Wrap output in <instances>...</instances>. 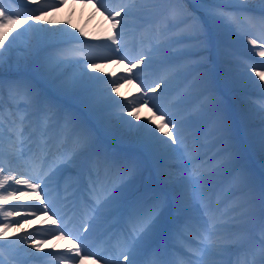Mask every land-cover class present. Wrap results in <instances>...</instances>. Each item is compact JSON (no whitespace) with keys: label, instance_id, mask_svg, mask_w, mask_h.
<instances>
[{"label":"snow or ice","instance_id":"snow-or-ice-1","mask_svg":"<svg viewBox=\"0 0 264 264\" xmlns=\"http://www.w3.org/2000/svg\"><path fill=\"white\" fill-rule=\"evenodd\" d=\"M98 10L106 14V18L111 21V27L115 30L114 34L107 37L108 43L103 45L112 52L109 57H103L105 62L119 64L126 62L127 74L115 80H102L99 76H88L87 73H74L71 77L64 79V73L60 70L77 64L73 58V53L79 47H100L101 45H86L74 32L67 28L51 30L45 27H37L29 21H38L39 15L46 14V7L30 13H25L23 19L21 14L12 15L8 10L0 7V27L8 24H27L22 32H18L8 44V35H0V67L3 66L6 54L10 56L12 50L18 43H22L27 53L23 64L18 63L25 71L29 70L31 62V77L22 76L20 79L11 81L8 84L10 101H15L17 97H22L23 114L19 117V131H11L9 139L12 143L13 151L9 153L7 164L0 158V225L5 231L15 223L16 227L21 228L23 223L30 222L37 215H44L52 219L53 227L45 230L41 235L32 234L17 237L9 240L6 244H0V248L5 246L10 248H23V245L30 242L31 248L36 252H41V245L47 239L64 240L70 237L73 241L72 248L67 253L60 254L58 258L67 259L70 264H84L85 259L90 255L86 243L88 237L74 234L68 228V222L58 211L56 204L52 201L46 189L49 181L58 175H62L66 168L78 165L81 161L87 166L89 184L86 186L88 197L85 207L90 209L92 219L103 216L108 219H116L124 227L125 240L121 247L126 251H121L115 257V264H137L136 256L144 248L151 247L153 242L161 237V234L168 229L165 223V213L173 204L177 212L187 211V205L191 201L199 199L206 203L203 219L198 225L197 235L202 236L203 243L198 246L195 255L200 257L196 264H209L208 257L219 256L225 253L231 246V236L227 234L229 220H234L230 213L220 211V200H217L214 207L207 197L211 184L215 178L225 170L234 172L233 185L229 191L244 192L250 188L252 175L246 166L238 163L237 156L227 144L230 139L226 122L219 116L212 117L204 104L193 106L191 109L186 107L191 96V89L185 84L188 74L186 66L180 63L182 57L187 55L182 48L176 45L184 43V37H168L162 40L147 52L141 51L136 56H130L126 52L127 43L123 40L124 28L127 27V19L135 17L143 11V0H119L116 7H111L109 0H95ZM180 0H177L179 3ZM264 5V0H259ZM60 0L55 7L61 6ZM240 6L237 13L244 12L248 7V0H235ZM181 9L173 8L169 10L170 16H176ZM207 15L210 20L217 25H225L229 30L231 24L236 20H242L250 26L259 23L261 32L258 36H251L247 40L249 45L258 46L261 50L257 55L264 57V15L260 17L239 16L234 13H227L219 8L208 9ZM121 17V19H117ZM51 24V21H48ZM31 34L32 39H28ZM233 38H237L233 35ZM61 45H73L74 47H62ZM175 48V52L171 50ZM124 54H121V53ZM159 54L160 58L154 59ZM154 65L159 67L154 69ZM143 66V68H141ZM96 63L89 62L87 68L95 71ZM264 67V65H262ZM136 69L155 70L156 81L144 88L143 96L136 98L135 102L121 104L119 100L113 99L111 93L122 82L131 83L134 79L143 83L139 75L134 72ZM255 75L264 81V71H255ZM59 81V83H57ZM96 83L108 84L110 92L105 94L102 90L91 91L89 95L82 96L80 103L103 123L105 117L100 116L101 112H108L106 119L115 118L119 125L125 128L130 134L137 137L141 146L147 150L154 160L160 158L179 159L183 161L180 171L187 172L188 166L192 165V173L187 177H176V173L171 171L170 165H156V175L159 185L151 189H142L136 186L138 177L142 174L141 161L136 156L119 155L115 151H109L100 141L96 131L79 120L71 111L63 110L55 100L47 95L41 85H55L56 90L64 95H71L77 87L94 89ZM3 81H0V95H3ZM163 88L161 96H167L168 90L173 89L177 95L173 99L172 109L164 110L156 102L160 97L152 94L158 89ZM264 94V89H262ZM118 95V93H117ZM151 106L158 113L160 124H153L152 121L144 123H133L130 119H125L124 115H114L111 110L121 109V112L128 117H135L137 121L140 117L136 115L141 107ZM15 109L21 111L19 104L10 105V111ZM264 110V109H262ZM2 111V109H0ZM177 114L182 115V119H177ZM35 117L37 126L41 130V138L44 140L43 148L47 151L50 161L45 159L44 163L47 172L43 169L37 176L21 172L20 168H28L29 162L34 161L37 156L32 152L31 145L25 139V123ZM209 119L215 127L212 135L220 133L217 144H223L216 155L208 157L207 154H200L198 145H187L184 131L188 126L194 125L197 120ZM15 124L16 121L14 120ZM168 128V131H164ZM55 133V142L60 145L53 153L52 144L49 142V133ZM165 137L161 138V135ZM170 141V143H169ZM256 144L261 154H264V128H262L256 138ZM16 162H23L16 166ZM105 170L103 181L93 177V168ZM16 173V174H13ZM11 181L12 184H8ZM8 184L7 187L5 185ZM43 193V196L41 195ZM220 195V194H218ZM33 200L38 203L28 205H17L11 209L5 205L10 199ZM261 205L264 211V184L261 186ZM243 207V205H239ZM23 213L21 220L15 222L8 221V218ZM51 213V215H49ZM190 219V218H189ZM92 228L91 223L83 226V232L89 233ZM192 225L184 223L172 228V232L180 234L190 230ZM6 239L5 233L0 232V240ZM261 259L259 264H264V225L261 228L260 239ZM159 254V248L142 261V264H157L155 256ZM34 255V253H31ZM45 256H52L45 253ZM44 257H37L43 259ZM100 259L99 255L96 256ZM0 264L3 261L0 260ZM160 264H168L161 261ZM189 264H192L190 261ZM247 264V262H245ZM252 264H256L255 261Z\"/></svg>","mask_w":264,"mask_h":264},{"label":"rangeland","instance_id":"rangeland-1","mask_svg":"<svg viewBox=\"0 0 264 264\" xmlns=\"http://www.w3.org/2000/svg\"><path fill=\"white\" fill-rule=\"evenodd\" d=\"M85 1L94 2V0ZM51 2L57 5L58 3H60V0H51ZM149 2V5L143 7V12L146 11L150 17L147 19L148 21L152 20L154 17L156 18L159 12L163 11L164 9H166V7L169 6L167 13L162 16V18L156 24L149 25V30L155 29L163 34L162 39L159 42H161L162 40H166L168 37H184V43L176 45V48H182L187 53V55L182 57L180 60V63L186 66V71L188 73L185 78V84L191 89V96L188 100L186 107L188 109H191L193 106L203 103L204 107L209 111L213 118L219 116L224 122H226L227 127L230 129V139L228 140L230 144L228 145L235 152L238 159V163L240 165L246 166L252 175V182L250 188L238 194V196H244V198L247 199V201L242 204L243 207L241 208V211L246 217L249 218H251L250 215L253 213V211L248 212V210L250 209H256L258 211L256 215L260 214L262 212V185L260 181H262L261 176L264 177V175L261 174L258 166L264 169V154L260 153L257 145H251L250 150L252 155L248 156L244 149V143H247L251 139V136L257 127L260 129L264 128V123L260 125H255L254 122L247 117V112H245L246 110H242L241 121L243 126V132L242 141H240V139H238V131L236 129L237 126L235 123L234 105L236 103H243V100H250L253 98L259 99L264 102V94H262V89H264V81H258L259 77L252 76L250 80L247 81V83H242L238 81V79L234 76L238 72H236L234 75L227 72L224 75V79L219 80V73L217 67L213 64L212 58H216L222 62L230 58L235 59L236 61L238 60L240 54L239 49L229 44L225 45L224 43L219 41L218 44L212 45L211 36L206 33L204 27L201 25L202 23L200 21V15L195 12L196 10H203L207 12L208 9L219 8L229 13V10L234 9L233 7H235L233 0H220V2H218L217 0H180L179 3H177V0H149ZM16 3L25 4V1L0 0V7L8 10V13L12 15H17L19 13L17 12L18 9L16 8ZM109 4L111 7H116L112 0H109ZM189 6L193 7L195 10H191ZM173 8H178L182 11H180L176 16H170L169 10ZM260 10H264V8ZM20 14L21 19H23L22 14H25V11L22 9V12ZM117 19H119V17H117ZM212 24L216 26H225L226 24H228V22L225 21V25H217L213 22ZM18 25L21 28L15 29L14 24H8L5 27H0V33H5L8 35V40L5 41V44L11 42L12 38L16 36V34L20 30L23 31L26 27H28L27 24ZM236 26L237 24L235 22L231 24V27L233 28ZM72 28L73 27H70L68 31L75 33ZM94 28L95 27L88 26L87 23H82L81 26H79L78 28L79 30L75 34L81 40H83L86 45L101 46L79 47L73 53V58L78 61L77 64H74V67L78 68H74L73 66H71L66 69L60 70L64 73V79L71 77L74 73H84L86 71H89V74H93L95 76L100 77V73H95L94 71L88 69L87 64L89 62H95L96 65L99 66L101 64L100 62L105 61L101 59L100 56V54H103L104 52H99L98 49L102 48L103 45L108 43L107 37L111 34L108 31H105V42L102 43L100 42L99 37L98 39H95V33L92 31L94 30ZM195 33L201 34L202 37L195 35ZM192 34H194V38L193 40H189L190 37H193ZM195 36L199 37L200 39H196ZM28 39H32L31 34H29ZM61 46L74 47L73 45ZM175 50L176 49L173 48L171 51L175 52ZM97 52L98 54H96ZM26 55L27 53L25 52L24 45L22 43H18L16 48L12 50L10 56L6 54L5 61L2 67H6V70L10 73L25 71L22 67H18V63L23 64ZM262 59L264 62V57H262ZM2 67H0V69ZM3 70L5 71V69ZM29 71H31V62L29 63V70L25 71V73H28ZM136 73L139 75V79L144 83L145 87L155 82V79L152 82L146 79L147 75H153L154 72L152 70H146L143 72ZM22 76L26 75H21L17 77L5 76L4 78H6L7 87L9 82L18 80ZM57 83H59V81H57ZM129 84L133 85L132 88L134 87V89L132 90V94L129 99L119 100L121 104H124L126 102H135L136 98L143 96L144 89L142 87L140 88V83L137 82V80L134 79ZM41 88L47 95L51 96L55 100V102L62 107L63 110L71 111L79 118L80 121H82L89 127H92L96 131L100 141L103 143V145L107 147L109 151H115L119 155L136 156L140 159L142 165V174L140 175V177H138L136 181L137 187H140L142 189H151L159 185V180L156 175L157 164L170 165L172 166L170 170L175 173L180 171V169L182 168L183 161L179 159L160 158L159 160H154L152 156L147 152V150H145L141 146V144L137 140V137L134 134H130L125 128L121 127L119 125V122L115 118L111 120L106 119L109 114L108 112H101L99 114L100 116L105 117L103 123H101L97 119V117L89 111L88 108H86L79 102L82 96L89 95L91 91L102 90L105 94L109 93V85H106L102 88L94 87V89H89L86 87H77L74 90V93L71 95H64L62 92L56 90L55 85L51 84L45 85ZM6 91V95H0V109H2V111H0V127L2 128L9 127V123L13 122L12 120H15L13 119V117L18 119L20 115L23 114L22 97H17L15 101H10L8 89ZM163 91V88L158 89L157 92L153 93L152 95L155 97H160L158 102H156L159 107L164 110L172 109V102L173 99L176 97L177 93L173 89H169L167 96H169V91H173L174 93L170 97V100L164 103V101L167 100V96H161V93ZM58 93L62 94L63 97ZM115 93L116 92L111 93L113 98L115 96ZM115 100H117V97ZM12 104H19L21 106V111L18 112L15 109L10 111V105ZM111 112L114 115L123 114L124 118L128 119L126 118L127 115L122 113L121 109L119 108H114L111 110ZM140 114L143 118L139 123L156 120L155 124H160V121L158 119V113L151 106L141 107L140 111L136 115L139 116ZM132 118L136 120L135 117ZM132 118L130 120H133ZM5 124H8V126H5ZM215 127H218V125L214 126L209 119L197 120L194 125L185 128L184 136L186 144L189 146L197 144L199 146L202 140L206 137H209L211 144L214 143L220 138V133L212 135L213 131L215 130ZM25 128L26 131L29 132V134L33 133L36 130V134L39 135L40 133L41 135V130L37 126V120L35 117H32L31 120L26 121ZM168 130V128H164V131ZM27 135L28 133L25 134V136ZM160 135L162 139L165 138L162 136V134ZM49 136L51 137L50 141H53L51 151L54 153L56 149L60 147V145L55 142L54 132H50ZM2 143L3 140L0 139V144ZM217 145L218 144L215 143V146ZM207 156L210 158V152L207 154ZM37 159L40 160L41 164L39 163V165L41 169H43L44 172H47V170H45L46 165L44 161L45 159L50 161L51 157H49L48 154L44 155V152L41 151ZM20 171L24 172L23 167L20 168ZM81 171L83 174L82 184H80L81 180H79V175L81 174ZM191 173L192 172H189V175ZM92 174L94 178L103 181L105 170L101 167L99 169V176L97 177V169L93 168ZM29 175L35 176L34 174ZM57 182H59L60 184V189L58 188ZM8 184H12L13 188L16 187V185H14L11 181H9ZM8 184H6L5 187H7ZM88 184L89 175L87 166L84 164L83 161H81L80 164L72 165L71 167L66 168L62 175H58L54 179L49 181V186L46 191L50 194L52 201L56 204L58 211L64 218L68 215L69 211L72 210L73 207H71L69 211L67 210V207L74 201V198L77 196L78 193H82V197L83 194L88 195L86 190V186ZM207 187L210 188V184L207 185ZM41 195L43 196V193H41ZM197 202L199 203V205H197ZM33 203L38 202L23 198L20 200L10 199L5 206L11 209L12 207L17 205H28ZM82 203L84 202L82 201ZM194 206L202 208L203 201H200L199 199L191 201V203L186 206L188 209V214L193 213L192 210H194ZM230 208L231 206L224 205L225 212H228ZM238 211L239 209L236 207L234 210L231 211L230 214L235 215L238 213ZM49 215H51V213ZM22 216L23 213L21 212L9 218H11L12 220L15 219L17 221L21 220ZM36 218L37 216L30 220V225L28 226L29 228L28 230H26V232H23V230L22 232H17L15 234V238L26 236V233L28 235L32 234L35 236L41 235L45 230L51 228L52 223L50 221H52V219H55L56 217H52L51 219H49L48 217L42 215L39 220L35 221ZM2 219L3 217L0 216V220ZM68 219L69 218H65V220ZM107 220L108 218H105L103 216L95 218L93 220L94 227L97 228L100 225L102 226L103 224H106L104 226H109V223L111 221ZM40 221L42 222L38 224V222ZM69 240L70 239L67 240V242L69 243L64 253H67L68 249L72 248V241ZM8 241L9 240H4L2 244H6ZM61 241L62 240L57 239L53 240L54 243H61ZM16 249H19V256H21V254H28L29 256H31L32 259L25 263L22 262L21 259L12 258L9 253L3 251L0 254V260L3 261V264H62V262L59 261L60 258H58L59 254L56 253L57 251L51 252V254H53L55 257H46L43 256L41 252H36L33 248H31L30 242L28 244L23 245V248H15L14 251H16ZM31 253H34V255H31ZM37 257L44 258L37 259Z\"/></svg>","mask_w":264,"mask_h":264},{"label":"bare ground","instance_id":"bare-ground-1","mask_svg":"<svg viewBox=\"0 0 264 264\" xmlns=\"http://www.w3.org/2000/svg\"><path fill=\"white\" fill-rule=\"evenodd\" d=\"M27 2L31 1H36V0H26ZM145 1V0H143ZM216 1V0H213ZM218 2H220V0H217ZM119 2V0H118ZM147 3V2H146ZM234 6L237 7V10L240 8L239 5H237L235 3V0H233ZM144 5V3H143ZM42 7H46V14L45 15H39L38 17V21H29V23H33L38 27H45V28H49L51 30H60V29H64L67 28V30L70 27H73L72 29L75 31V33L79 30L78 27L81 26L82 23H87L88 26H92L95 27L94 28V32H95V39H99L101 41H104V35L106 34L105 31H108L109 33L114 31L111 27V21L107 20L106 18V14L102 13V11L98 10V6L95 5V1H85V0H63V3L61 6L59 7H55L54 5H52L50 2H43L40 1L36 6H34L32 8V12L38 10L39 8ZM263 9L264 5H262L259 0H248V7L247 9ZM237 10L235 12V14H238L239 16H254V17H260V14H257L254 11H249L246 10L244 12H239L237 13ZM201 16L202 19L204 21V23H206L208 29L210 28L212 30V32H214V35L216 36L214 38V43L217 44V42H222V43H227L233 47H236L237 49H239L240 53H241V60H234V59H227L225 60L226 64H222L220 61H216L215 62L218 64V66H220V69H224V73L226 71L231 72V70H233V68H231L230 66H238V68H241L240 70H238L236 73V75H234L238 81L242 82V83H247V81L250 80V78L252 76H256L255 75V71H259L254 67V62H256V60L253 59H262V57H260L259 55H257L258 51H260L261 49L256 46L254 47L253 45H249L247 43V40L249 38H251L248 34L250 33L251 36H258L261 32V26L259 25V23H256L253 26H250L248 23L243 22L242 20H236L238 26L234 29H228L225 26H211V20L209 18V16L207 15V12L205 11H201ZM140 19H142L141 23L140 20H135L134 17H131L130 19H127V27L124 28V30H127L126 34H129L131 36V43H129L128 41L127 43V47L126 50L129 49L128 54L130 56H136L138 55L141 51H145L147 52L150 48L154 47L156 44H158V41L156 42L155 38L150 34L145 32V34H142L141 36H138V31L139 29L143 27V22H145L149 17L148 13L146 11L141 12L138 14V16ZM119 19H121V17H119ZM48 21H51V24L48 23ZM111 27V28H110ZM138 27V29L135 30V28ZM131 29V30H130ZM114 34V33H113ZM233 35H235L237 38H233ZM161 35H159L158 37H160ZM100 50V49H98ZM123 53V52H122ZM98 54V52L96 53ZM104 56L101 57V59L103 57H109L112 55V52H110L109 50H107V52H104ZM160 56L159 54H156L154 56V59H159ZM245 62H247V64H245ZM101 64L99 66L96 67V70L94 71L95 73H100V78L102 80H115L118 77L122 78L124 75L127 74L126 71V67H125V63L126 62H121L119 64H115V63H110V62H105L102 61L100 62ZM238 64V65H236ZM74 67V65H73ZM158 65H154V68H158ZM74 68H78V67H74ZM141 68H143V66H141ZM141 70V69H136L134 70V72ZM143 72V71H142ZM84 73H87L88 76H92L93 74H89V71H86ZM95 76V75H93ZM115 76V78H114ZM257 77V76H256ZM260 81V79L258 80ZM125 84V85H124ZM103 85H108V84H101V83H96L95 86L97 87H102ZM133 85L129 84L128 82H122L120 84V86L116 89V93L113 99L117 100H124V99H128L130 98L131 94H132V90L134 89V87L132 88ZM118 93V95H117ZM242 100V99H241ZM245 107V110L247 111V117L251 120H253L254 122H259L260 120H264V110H262L261 106L254 104V102H250L248 100H243L242 101ZM174 112L176 111V109L173 110ZM140 120H134L132 117H126L128 119H133L132 122L135 123H139L141 121V119L143 118L141 116V114L139 115ZM182 115L177 114V119H182ZM152 123L155 124L156 120H152ZM238 123V122H237ZM19 124V121L16 122L15 124L11 125V129L13 128V131H19V127H17ZM188 128V127H186ZM240 130V129H239ZM261 129H256L252 136L253 138H251L248 142L245 144L247 147H249L251 145V143H256V138L257 135L259 133ZM10 134V133H9ZM241 133L238 132V136ZM49 138H51L49 136ZM4 143L2 145H0V158L3 159L4 163L7 164V159L9 157V153L13 151L12 148V143L9 139V136H5L4 138ZM208 140V139H206ZM50 143H52L49 140ZM28 144L31 145L32 148V152L35 154H38L39 150L43 147L44 145V140L41 138V135L39 133L38 134H32L29 136V140L27 141ZM215 145V142L213 144H211L210 142H206L204 143V148L203 150L200 152V154H205L206 151H209L213 146ZM224 145L222 144L221 147H223ZM45 152V150H44ZM218 152V150L213 153L211 155L214 156L216 155V153ZM47 153V151L45 152ZM247 154L252 155L251 151L247 148ZM23 162H16V166H18L19 164H22ZM39 161L36 158L34 161L29 162V167L25 168L24 170L29 173V174H34L37 175L38 173H41V167L39 165ZM183 167V165H182ZM193 166L189 165L188 169H191ZM264 169H261V171H263ZM188 172V171H187ZM224 173V172H223ZM220 174L217 178H215L213 181L217 182V184H222V187L226 190L225 195H223V197H220V206L221 204L226 200L229 196L234 195L235 192L233 191H229V188L233 185V175L232 172L228 171L227 173L224 174ZM16 174V173H13ZM186 172L183 171H179L176 174L177 178L180 177H185ZM2 176H0L1 179ZM231 201H229L230 204H238V203H242V201H240L239 198H232L230 199ZM217 203V202H216ZM216 203L213 205L214 207L216 206ZM226 206V205H225ZM234 206V205H233ZM220 211L222 212L221 208ZM3 220V219H2ZM235 220H239V218L235 217ZM251 219H249L250 221ZM8 221H12L15 222V219H11L8 218ZM35 221H37V219H35ZM247 221V222H249ZM168 219L166 220V224L168 225ZM30 225V223H23L21 228L16 227L15 223L12 224L11 227H9L6 231L5 229L2 227L1 225V231L0 232H4L5 233V238L3 240H15V234L17 232H26V230H28V226ZM197 232V231H196ZM194 234H197V233ZM26 235V234H25ZM0 240V244H2V241ZM52 241V239H50ZM50 241V242H51ZM49 241H45L42 243L41 245V249L43 252L47 251L48 248V243ZM234 245L236 247V249L240 248V247H251V243L249 242V235L247 234H242L240 236H238L235 241H234ZM17 253H14L12 251V248L9 247V252L13 253V254H20L19 253V249H16ZM144 254V250H141L137 256H136V261H138V259H140V256H142ZM161 259L157 258L156 260L159 262L161 261H167L168 263H173L176 259L173 257V255H171L170 251H168V253L164 254L163 256L160 257ZM20 259H22L25 263H27L30 259L31 256L27 255V254H22ZM84 264H93L92 260H86L84 262ZM137 264H142L141 261H138Z\"/></svg>","mask_w":264,"mask_h":264}]
</instances>
